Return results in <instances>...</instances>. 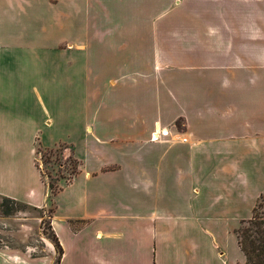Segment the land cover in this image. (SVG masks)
Returning <instances> with one entry per match:
<instances>
[{"label":"crops","instance_id":"1","mask_svg":"<svg viewBox=\"0 0 264 264\" xmlns=\"http://www.w3.org/2000/svg\"><path fill=\"white\" fill-rule=\"evenodd\" d=\"M262 195L264 0H0V198L53 205L59 264H246Z\"/></svg>","mask_w":264,"mask_h":264},{"label":"rangeland","instance_id":"2","mask_svg":"<svg viewBox=\"0 0 264 264\" xmlns=\"http://www.w3.org/2000/svg\"><path fill=\"white\" fill-rule=\"evenodd\" d=\"M75 161L72 156L66 155L64 148L47 151L37 147L36 164L45 181L55 188L61 186L62 179H69L77 172L78 165ZM52 212V204L43 210H35L21 203L0 198V248L6 247L13 253L25 255L30 259L47 257L48 245L53 246L50 239ZM259 212H264V209ZM55 256L57 260V251ZM56 260L53 264H56Z\"/></svg>","mask_w":264,"mask_h":264},{"label":"trees","instance_id":"3","mask_svg":"<svg viewBox=\"0 0 264 264\" xmlns=\"http://www.w3.org/2000/svg\"><path fill=\"white\" fill-rule=\"evenodd\" d=\"M74 163L78 165L76 161ZM48 186L51 197L60 191V187L55 188L51 184H48ZM5 199L11 200L7 198ZM261 209H264V195L261 196L255 208L253 209L252 218L247 221H242L239 225V228L234 231L238 245L246 258V264H264V212L260 213L259 211ZM50 229L52 232V238L50 239L58 253L56 264H59L62 256V248L51 226Z\"/></svg>","mask_w":264,"mask_h":264},{"label":"built area","instance_id":"4","mask_svg":"<svg viewBox=\"0 0 264 264\" xmlns=\"http://www.w3.org/2000/svg\"><path fill=\"white\" fill-rule=\"evenodd\" d=\"M168 135V131L166 129H163L161 131H155L152 134L151 140L152 141H159L161 137H165ZM183 142H187V139H183Z\"/></svg>","mask_w":264,"mask_h":264}]
</instances>
